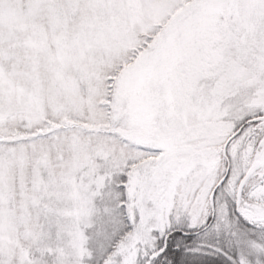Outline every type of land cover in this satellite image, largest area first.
<instances>
[{
    "label": "snow or ice",
    "instance_id": "6c2138e0",
    "mask_svg": "<svg viewBox=\"0 0 264 264\" xmlns=\"http://www.w3.org/2000/svg\"><path fill=\"white\" fill-rule=\"evenodd\" d=\"M0 264H264V0H0Z\"/></svg>",
    "mask_w": 264,
    "mask_h": 264
}]
</instances>
